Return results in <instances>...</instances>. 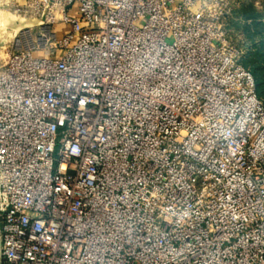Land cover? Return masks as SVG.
<instances>
[{
    "label": "built area",
    "instance_id": "built-area-1",
    "mask_svg": "<svg viewBox=\"0 0 264 264\" xmlns=\"http://www.w3.org/2000/svg\"><path fill=\"white\" fill-rule=\"evenodd\" d=\"M233 9L0 0L39 31L0 41V264H264V103Z\"/></svg>",
    "mask_w": 264,
    "mask_h": 264
},
{
    "label": "rangeland",
    "instance_id": "rangeland-1",
    "mask_svg": "<svg viewBox=\"0 0 264 264\" xmlns=\"http://www.w3.org/2000/svg\"><path fill=\"white\" fill-rule=\"evenodd\" d=\"M230 2H232L234 9L226 20V29L232 37L233 42L244 52L242 64L253 72L254 68L264 66L254 54L256 45L259 43V37L264 39V30L259 36H255L257 26L253 24L251 26L248 17L260 15V21L264 24V0H230ZM31 25L27 20H19L12 13L2 11L0 13V41L6 42L7 45H12L14 43V35L17 33L16 29L18 27H22V29L28 28ZM56 30L61 34L68 32L69 27L61 25ZM38 33V29L28 28L23 30L17 38L28 46L32 39L35 40L38 37ZM42 55L41 53L36 54V56Z\"/></svg>",
    "mask_w": 264,
    "mask_h": 264
},
{
    "label": "trees",
    "instance_id": "trees-1",
    "mask_svg": "<svg viewBox=\"0 0 264 264\" xmlns=\"http://www.w3.org/2000/svg\"><path fill=\"white\" fill-rule=\"evenodd\" d=\"M248 20H249V22H251L250 23L251 26H252V24L254 26H257L255 36H259V34H261L264 30V24L260 21L261 16L255 15L252 17H248ZM254 54H255V56H257L259 58L258 61L264 65V39L261 37H259V43L256 45V51ZM252 74L255 78L258 96L262 99V101L264 103V66L263 67L259 66L257 68H254Z\"/></svg>",
    "mask_w": 264,
    "mask_h": 264
},
{
    "label": "crops",
    "instance_id": "crops-1",
    "mask_svg": "<svg viewBox=\"0 0 264 264\" xmlns=\"http://www.w3.org/2000/svg\"><path fill=\"white\" fill-rule=\"evenodd\" d=\"M15 2H17L18 4H20V5H24V4H26V1L27 0H14ZM2 11H0V13H1ZM35 23V22H34ZM35 27H36V24H34L32 27H30V28H32V29H35ZM8 29V28H7ZM9 29L10 30H12L13 32H14V30L13 29H11L10 27H9ZM25 30V29H24ZM20 34V33H19ZM18 35V34H17ZM16 36V35H15ZM14 36V37H15Z\"/></svg>",
    "mask_w": 264,
    "mask_h": 264
},
{
    "label": "bare ground",
    "instance_id": "bare-ground-1",
    "mask_svg": "<svg viewBox=\"0 0 264 264\" xmlns=\"http://www.w3.org/2000/svg\"><path fill=\"white\" fill-rule=\"evenodd\" d=\"M32 25L30 26V27H32L35 23L34 22H32V21H29ZM30 27H28V28H30ZM28 28H23L22 29V27H18L17 29H16V34L15 35H17V34H19V33H21L24 29H28ZM22 29V30H21ZM14 35V36H15Z\"/></svg>",
    "mask_w": 264,
    "mask_h": 264
}]
</instances>
